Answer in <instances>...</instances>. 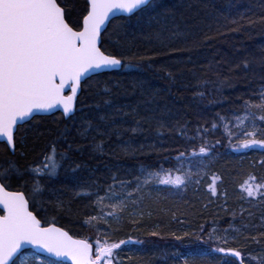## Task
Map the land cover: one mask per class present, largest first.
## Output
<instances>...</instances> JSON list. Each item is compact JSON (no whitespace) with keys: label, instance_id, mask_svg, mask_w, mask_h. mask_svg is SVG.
<instances>
[{"label":"trees","instance_id":"16d2710c","mask_svg":"<svg viewBox=\"0 0 264 264\" xmlns=\"http://www.w3.org/2000/svg\"><path fill=\"white\" fill-rule=\"evenodd\" d=\"M154 2L164 7L139 10L129 17L111 20L102 34L101 51L105 54L123 52L128 57L133 52L158 47L156 41L150 38V34L160 27L156 18L173 31H207L210 24L214 31L218 22L224 23L223 15L235 16L236 12L249 9L258 15L264 7L262 0ZM162 12L164 16L159 15ZM120 25L124 27L119 29L117 35ZM164 35L167 36L168 32ZM176 46H182L181 39L176 40ZM192 55L195 64H178L174 59L158 57L151 67L139 64L92 76L81 85L76 109L71 117L64 119L60 113L37 116V120L25 126L27 147L18 146L15 155L9 152L5 144H0V161L11 157L20 165L38 164L43 159L44 148L53 141L75 139L84 148L82 154H70L72 160L82 167L73 174L68 167L70 162L65 163L51 181L50 187L55 194L45 191L35 207L30 200V211L37 215L43 226L53 224L73 237L88 239L92 244L97 241L101 244L131 241L114 252L115 260L120 264H221L223 257L220 254L207 253L212 248L222 246L241 251L244 264H256L248 261L252 256L264 258V243L256 244L243 238L258 236L264 231V199L260 198V185H264V164L261 163L264 161V148L239 147L244 139L251 138L245 136V132L264 130V121L259 120L261 113L253 109L256 112L254 128L251 117L243 118L245 113L240 109L243 101L236 100L239 95L249 99L252 90L258 91L264 86V80L260 78L264 70L259 63L264 59V35L257 30L229 34L211 41L210 45ZM245 57L254 62L255 74L236 73L231 87H221L215 83L216 75H204L206 67L201 68V65L206 66L209 62L220 61L219 78L223 79L228 74L229 64L239 63ZM132 63L135 64V61ZM169 71L175 74V79L168 77ZM197 77L209 82L204 84ZM197 91H204L205 98L195 96ZM246 93L248 95H244ZM225 97L235 103H209ZM104 100L111 101L114 107L121 108L123 112L131 113L135 109L144 116L151 115L147 110L152 109L157 115L163 114L165 128L161 129L162 136L158 139L155 121L145 124L136 133L124 132L123 129L136 126L131 115L121 114L115 121H100L101 115L114 110L104 105ZM252 102L259 101L254 98ZM217 113L226 119H216ZM85 121H91L93 128H98V131L90 130L86 139L78 135ZM205 121L210 122L207 127L211 131L204 134V146L211 149L210 154L206 157L189 155L183 162L184 172L198 173L195 177L198 183H190L187 188L181 189L160 185L159 195L154 191L149 195L150 190L146 189L142 200L129 201L123 210H115L114 215H108L113 212L111 204L115 203L114 200L105 198L97 202V195L89 199L75 194L81 191L80 185H89L88 191L104 197L108 184L112 183V175L132 179L134 174L140 173L141 164L156 165L158 160H163L162 156L155 154L146 156L137 153V158H133L122 151L125 142L136 148L143 144L147 153L148 144L159 143L162 139L166 145L178 143L187 146L189 153H198L200 137L197 136L192 144H189L188 137H192L196 128ZM211 122H215L217 127L211 128ZM185 123L187 135L180 136L177 129ZM117 127L121 129L119 136L112 131ZM256 138L264 139V131H259ZM97 144L103 145V151L96 150ZM57 150L64 151L65 145L58 143ZM21 152L25 155L21 156ZM198 162L203 165L202 168L195 167ZM174 164L180 167L175 161L165 163L164 167H173ZM177 174L173 172V176ZM210 186L216 188L215 196ZM17 187L18 184L13 181L9 190H16ZM245 189L257 194L249 197ZM117 191L122 190L117 188ZM58 199L65 202V210L56 207ZM91 217L95 219L86 222ZM97 217L102 220L97 222ZM245 225L248 227L245 228ZM152 232L157 235H150ZM185 233L189 235L185 236ZM209 234L213 237L210 241ZM197 235H202V239L197 240ZM176 236L183 238L177 240ZM221 237L228 239L227 245L223 244ZM228 259L232 264H240L232 257ZM16 264H21L18 259Z\"/></svg>","mask_w":264,"mask_h":264},{"label":"snow or ice","instance_id":"6c2138e0","mask_svg":"<svg viewBox=\"0 0 264 264\" xmlns=\"http://www.w3.org/2000/svg\"><path fill=\"white\" fill-rule=\"evenodd\" d=\"M163 7L164 5L154 0H0V139L4 140L10 152L15 155L18 146L27 147L25 126L30 121L37 120L38 114L50 112L58 106L62 107L64 116L73 113L77 92L81 88L83 78L90 72L129 68L139 64H147L151 67L158 57L174 59L178 64L185 62L195 64L192 54L210 45L213 40L227 37L229 34L249 33L252 30H257L264 35V7H262L258 15L251 9L246 12H236L235 16L223 15L224 23L218 22L214 31L211 24L208 25L207 31L204 29H200L199 32L173 31L156 18L160 27L150 34V38L156 41L158 47L154 46L143 52H133L128 57L123 52L105 54L101 51L99 45L102 33L105 30V24L110 22V17L120 12L133 13L135 10H155ZM232 7L235 6L232 5ZM159 15L164 16L165 13L162 12ZM123 27V25L118 26L117 35H119V29ZM165 32H168L167 36L164 35ZM177 39H181L182 46H176ZM132 61H135V64ZM221 63L216 61L209 62L206 66L201 65L202 69L206 67L204 75L209 73L216 75L215 83L221 87L225 85L231 87L236 73L255 74L254 62L245 57L239 63L229 64L228 74L220 79ZM259 63L264 70V59ZM167 75L175 79L173 72L169 71ZM260 78L264 80V74ZM197 80L204 84L209 82L202 77H197ZM66 88L70 89V95H64ZM105 91L108 90L105 89ZM194 95L201 99L205 98L204 91H197ZM254 98L259 102L253 103ZM236 100L243 101L240 105V109L245 113L243 118L251 117L254 128L256 112L253 109L261 113L259 120L264 121V86L258 91L252 90L249 99L239 95ZM213 102L235 103L227 97L209 101V103ZM103 103L114 110L110 114L101 115L100 121H115L121 114L131 115L136 126L123 129L124 132L136 133L145 124L155 121L158 139L162 136L161 129L165 128L163 114L157 115L152 109H148L147 111L152 114L141 116L135 109L131 113L123 112L121 108L114 107L109 100H104ZM236 118L240 119L239 116ZM216 119L223 121L226 117L217 113ZM208 123L210 122L205 121L204 124L199 125L195 134L188 137L189 144H192L197 136L200 137L201 146L198 153H189L187 146L178 143L166 145L162 139L159 143L148 144L147 153L144 151L145 145L142 144L136 148L125 142L126 146L122 151L125 154H131L133 158H137V153L146 156L155 154L158 157L162 156L163 160L156 162L158 167L152 164H141L140 173L134 174L132 179H122L112 175V183L108 184L104 197L88 191L89 185H80L81 191L75 194L89 199L92 195H97V202L105 198L114 200L115 203L111 204L113 212L108 213V215H114L115 210H123L129 201L142 200L146 189L150 190L149 195L153 191L159 195L160 185H170L181 189L187 188L190 183H198L199 181L195 179L198 173L184 172L183 162L189 155L206 157L210 154L211 149L204 146V134L211 131L207 127ZM216 127L217 124L211 122V128ZM186 129L187 123L180 126L177 129L179 135L186 136ZM90 130L98 131V128L94 129L91 121H85L78 135L86 139ZM112 131L117 136L121 135L119 127L113 128ZM259 131L264 130L245 132L244 135L251 138L244 139L239 147L264 148V139L256 138ZM61 142L65 145V150L58 152L57 144ZM96 150L103 151V145L97 144ZM83 151L84 148L75 139L72 141L65 139L53 141L47 145L42 152L43 159L38 164L20 165L11 157L0 161V209L3 210V215H0V264H16L14 257L25 244L43 250L51 256L67 257L72 264H120L115 260L114 249L131 241L121 240L113 244L107 242L101 244L97 241L94 252L93 244L89 243L88 239H74L68 232L51 224L44 227L37 215L30 211V200L35 207V203L42 200L45 191L55 194L50 183L65 163L70 162L68 167L73 174L82 167L79 162L72 160L70 154H82ZM20 155L25 154L21 152ZM173 161L180 167H176L175 164L173 167H164L165 163ZM261 163L264 164V161ZM195 167L202 168L203 165L198 162ZM174 171L178 173L175 176H173ZM13 181L18 184V187L16 190H9ZM117 188L122 191H117ZM245 190L249 197L257 194L251 189ZM260 190V198L264 199V185H260ZM210 191L213 196L217 194L215 187L210 186ZM64 204L62 200L56 201V207L61 211L65 210ZM92 219L95 217L89 218L86 222ZM201 232L203 233V228ZM150 235H157V233L152 232ZM182 238L176 236L177 240ZM243 238L262 244L264 231L258 236ZM196 239H202V235H197ZM212 239V235L209 234L208 240ZM220 239L224 245L228 244L227 238ZM212 253L223 257L221 264H232L229 257L239 258L240 264H244L241 251L236 248L215 247L207 255ZM256 259V256L251 257V260ZM39 264H55V262L40 259ZM259 264H264V258H260Z\"/></svg>","mask_w":264,"mask_h":264},{"label":"water","instance_id":"95a60500","mask_svg":"<svg viewBox=\"0 0 264 264\" xmlns=\"http://www.w3.org/2000/svg\"><path fill=\"white\" fill-rule=\"evenodd\" d=\"M137 11H139V10H135L133 13H123V12H120V13H118L116 16H112V17H110V21L113 20V19H115V18H118V17H129V16L133 15L134 13H136ZM109 23H110V22H109ZM109 23H106V24H105V26H104V29H105V30H106V28H107V26H108ZM105 30H104V31H105ZM104 31H103V33H104ZM103 33H102V34H103ZM100 44H101V43H100ZM99 46H100V45H99ZM120 69H121V68H115V69H105V70H102V71H100V72H90V73H88V74L85 75V77H84L83 80H82L81 85L85 82V80L89 79V78L92 77V76H95V75H98V74H101V73H106V72L118 71V70H120ZM80 90H81V88H80ZM80 90H78V92H77V97H78V95H79V93H80ZM70 94H71L70 89L66 88V89H65V92H64V95H70ZM77 97H76V101H77ZM76 101H75V104H74V111H73V113L69 114V116H64V115H63V109H62L61 106H58L57 108L51 110L50 112H47V113H40V114H38L37 116H50V115H53V114H56V113H60V114L63 116L64 119H68V118L71 117V116L74 114V112H75V109H76ZM1 143L5 144V146L8 148V146L6 145V143L4 142L3 139H0V144H1ZM8 150H9V149H8ZM9 152H10V150H9ZM10 153H11V152H10ZM0 215H3V210H2V209H0ZM51 225H53V224H51ZM48 226H49V225H48ZM48 226H44V227H48ZM54 226H55V225H54ZM55 227L60 228V227H58V226H55ZM61 229H62V228H61ZM62 230L65 231L64 229H62ZM66 232H67V231H66ZM68 234H69V233H68ZM69 235H70V234H69ZM70 236H71V235H70ZM72 237H73V236H72ZM73 238H74V239H82V238H76V237H73ZM89 243H90V242H89ZM26 251H32V252H34V253H35L36 255H38V256L48 258V259L53 260V261L58 262V263H62V264H72V261H71L69 258H67V257H55V256H51V255H49L48 253L44 252L43 250L36 249V248H34L32 245H27V244H25V245L19 250L17 256L14 257V259L17 260V258H18L22 253H24V252H26ZM234 259H236L238 262L240 261L239 258H234Z\"/></svg>","mask_w":264,"mask_h":264},{"label":"rangeland","instance_id":"374dc122","mask_svg":"<svg viewBox=\"0 0 264 264\" xmlns=\"http://www.w3.org/2000/svg\"><path fill=\"white\" fill-rule=\"evenodd\" d=\"M98 220H102L101 217H97L96 218V221L98 222ZM123 246H126V244H123L120 246L123 247ZM93 248H94V252H95V244H93ZM117 249H114V252L116 251ZM41 257L35 255L34 253H29V254H25L23 253L20 257H19V262L21 264H25V263H33V264H37L39 262ZM260 258H263V257H259L257 258L256 260H251V258L248 259V261L250 262H253V263H256V264H259V261H260Z\"/></svg>","mask_w":264,"mask_h":264}]
</instances>
